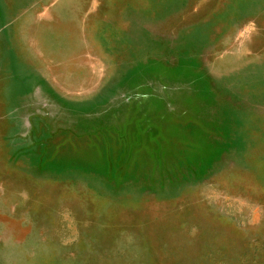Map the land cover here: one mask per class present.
<instances>
[{"label":"rangeland","instance_id":"obj_1","mask_svg":"<svg viewBox=\"0 0 264 264\" xmlns=\"http://www.w3.org/2000/svg\"><path fill=\"white\" fill-rule=\"evenodd\" d=\"M0 264H264V0H0Z\"/></svg>","mask_w":264,"mask_h":264}]
</instances>
